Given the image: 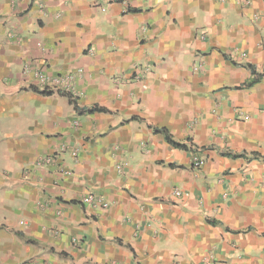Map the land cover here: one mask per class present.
Listing matches in <instances>:
<instances>
[{
	"label": "crops",
	"instance_id": "crops-1",
	"mask_svg": "<svg viewBox=\"0 0 264 264\" xmlns=\"http://www.w3.org/2000/svg\"><path fill=\"white\" fill-rule=\"evenodd\" d=\"M33 262L264 264V0H0V264Z\"/></svg>",
	"mask_w": 264,
	"mask_h": 264
},
{
	"label": "built area",
	"instance_id": "built-area-1",
	"mask_svg": "<svg viewBox=\"0 0 264 264\" xmlns=\"http://www.w3.org/2000/svg\"><path fill=\"white\" fill-rule=\"evenodd\" d=\"M145 72L146 71H144V73ZM142 75H140V76H142ZM35 76L37 78V81L41 85H45V84L49 83L50 88H51L52 91H55L57 93H62L65 96L67 95L68 98L73 99V96L71 95L70 79H69L68 76H65L63 78H51L49 76L40 75V74H37V73L35 74ZM143 77L144 76H142V77H138L137 76V79H141ZM143 86L145 88V85H143ZM74 125L78 126V122L75 121ZM64 150H65L64 146H61L59 148V151H64ZM71 154L73 156H75L76 155V151L73 150ZM53 158L51 157V158H48L46 160L44 159L43 161L45 162V164H53V163H55V159H53ZM192 162H193V167L198 168L200 166V160L198 159V157H196V156L193 157ZM55 176L58 179V177L70 176V173L65 169L64 166H59L57 168ZM174 195L175 196H179L180 192H175ZM83 202L87 203V204L98 205V206L104 207V208L108 207V204L101 197L94 196V195H88L87 197H85L83 199ZM73 241H75V240H73ZM30 264H36V263L33 262V263H30Z\"/></svg>",
	"mask_w": 264,
	"mask_h": 264
},
{
	"label": "trees",
	"instance_id": "trees-1",
	"mask_svg": "<svg viewBox=\"0 0 264 264\" xmlns=\"http://www.w3.org/2000/svg\"><path fill=\"white\" fill-rule=\"evenodd\" d=\"M250 68V67H249ZM253 73V71H251ZM258 81V78H253L250 82L244 84L241 88H246V87H250L252 86L253 84H255L256 82ZM240 88V87H239ZM104 111V109H101V108H91L88 110L89 113H92V112H102ZM155 132H158L160 134L163 135L165 141L172 147L176 148V149H181V150H188L184 145H181V144H178L176 142H174L172 139H171V136L169 135V133L165 130V129H155ZM227 156H231L233 158H241V157H244V155H227Z\"/></svg>",
	"mask_w": 264,
	"mask_h": 264
},
{
	"label": "rangeland",
	"instance_id": "rangeland-1",
	"mask_svg": "<svg viewBox=\"0 0 264 264\" xmlns=\"http://www.w3.org/2000/svg\"><path fill=\"white\" fill-rule=\"evenodd\" d=\"M9 32H10V31H9ZM13 37H14V35H13L12 33H7V38H8V39L13 38ZM28 70H29V68H28V65L26 64L25 72L27 73Z\"/></svg>",
	"mask_w": 264,
	"mask_h": 264
}]
</instances>
